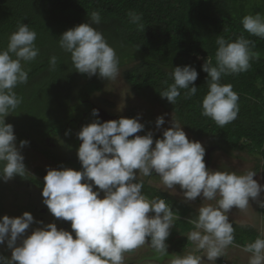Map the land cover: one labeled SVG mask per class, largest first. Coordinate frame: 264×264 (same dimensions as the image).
Segmentation results:
<instances>
[{
  "label": "clouds",
  "instance_id": "1",
  "mask_svg": "<svg viewBox=\"0 0 264 264\" xmlns=\"http://www.w3.org/2000/svg\"><path fill=\"white\" fill-rule=\"evenodd\" d=\"M128 15L131 23H140V15ZM88 17V23L60 36L59 47L70 55L75 72L115 81L120 75L117 53L93 27L101 22L99 12ZM240 23L249 35L264 39V14L245 15ZM36 39L37 33L21 23L10 34L7 48L0 50V180L4 182L28 173L21 149L29 142L21 141L18 148L14 128L5 121L22 102L14 90L28 81L24 65L40 54ZM216 44L215 65L208 56L202 66L208 91L202 99L201 115L223 128L237 119L239 96L231 84L220 82L222 76L247 72L250 62L261 54L254 51L255 42L244 35L235 40L218 36ZM49 63L55 68L57 57L52 56ZM169 75L173 82L159 93L161 98L175 105L181 89L186 90L185 99L196 95L199 74L194 67H172ZM92 115L99 117V110L93 109ZM166 115L157 117V129L165 124ZM144 129L138 118L123 117L103 123L96 119L83 126L77 133L82 141L77 150L82 170L48 168L42 190L43 204L55 218L71 222L72 231L58 229L56 223L44 225L29 212L15 218L4 216L0 219V245L7 241L11 258L0 254V264H123L125 253L146 243L159 256L171 257L168 264H205L204 258L215 264L234 244L235 227L229 212L234 207L248 209L250 200L264 208V201L259 200L264 185L254 179L255 171L238 174L207 169L205 147L189 140L174 113L162 138L154 141L151 131L137 135ZM154 173L168 190L176 191L179 185L185 203L204 198L189 220L195 230L187 235L202 256L168 254L166 241L176 218L173 208L165 199H149L142 191L144 181L140 178ZM211 201L215 204L206 203ZM34 223L41 226L26 235ZM242 250L248 254V264H264V232Z\"/></svg>",
  "mask_w": 264,
  "mask_h": 264
},
{
  "label": "trees",
  "instance_id": "2",
  "mask_svg": "<svg viewBox=\"0 0 264 264\" xmlns=\"http://www.w3.org/2000/svg\"><path fill=\"white\" fill-rule=\"evenodd\" d=\"M209 3L210 0H0V50L7 48L10 34L21 23L37 33L35 43L40 50L35 61L24 65L28 81L14 90L22 102L5 121L14 128L16 144L28 141L24 148L37 150L57 170H62L61 166L82 170L73 130L99 119L92 115L93 108H98L89 101L94 94L102 92L108 80L100 78L99 74L89 77L75 72L70 55L59 47L58 40L67 30L88 23V14L97 11L101 22L93 27L115 49L119 68L130 65L124 71V80L134 97L174 113L195 141L208 139L220 151L257 156V172L264 170V39L244 31L241 19L208 10ZM129 12L141 16L139 24L130 22ZM240 35L253 40L254 51L261 55L250 62L247 72L222 76L220 82L231 84L239 96V114L236 120L221 128L211 118L201 115L202 99L208 91L207 73L202 66L208 56L215 65L218 36L235 40ZM52 56L57 57L55 68L49 63ZM189 65L199 74L195 82L196 95L185 99L186 90L181 89L175 105L161 98L159 93L173 82L169 75L172 67ZM70 107L76 109L78 115L68 121L70 117L66 115L70 114ZM128 118L137 117L130 112ZM57 126L62 131H56ZM59 137L65 139L63 147L70 153L68 157H61L51 149L52 142ZM37 174L43 180L47 175L39 170ZM36 183L43 190L44 183ZM5 190V182L0 180V219L3 218ZM142 191L149 199L161 197L172 203L166 193L146 181ZM171 206L177 221L166 243L177 250L176 245L180 242L186 245L185 236L195 230L189 223L194 213L182 203L175 202ZM234 227L233 246L236 247L242 248L259 235L252 228ZM0 254L9 258L5 253Z\"/></svg>",
  "mask_w": 264,
  "mask_h": 264
},
{
  "label": "rangeland",
  "instance_id": "3",
  "mask_svg": "<svg viewBox=\"0 0 264 264\" xmlns=\"http://www.w3.org/2000/svg\"><path fill=\"white\" fill-rule=\"evenodd\" d=\"M219 4L220 7H218ZM209 5L211 6L207 8L208 10L213 12L216 11L222 15L231 16L233 19H242L245 15H254L257 12L264 14V0H210ZM129 67L130 65H128L125 69H128ZM125 69H120V75L115 81L110 82L108 80L105 82L102 92L94 94L90 98L89 103L100 110L106 111L110 117H116L117 119L122 117L128 118V114L130 112H134V115L139 119V122L145 125L143 134H141L142 136L151 131L154 133V139L156 137H163V131L171 127L172 114L156 104L134 97L130 93L124 80ZM76 91V93H78L79 89ZM71 108L72 107L69 109L70 114L66 115L67 118L70 117L68 121L74 119V117L78 115L76 109ZM164 114H167L165 116L166 122L161 129H157L156 119ZM72 127L73 125H71V128ZM75 129L77 128L75 127ZM56 131H62L60 126L56 127ZM186 134L190 141H195L190 134L187 132ZM57 139L58 138H55L54 142H52V144L54 143V146H51V149H54V151H56V153L61 157H68L70 153L67 149H65V147H63L65 145V139L62 137H59L58 140ZM199 142H201L206 149V155L204 158L205 163L206 157L208 153H210V170L228 172L236 171L238 174L249 170L255 171L257 176L254 177V179H256L261 185H264V170L261 169L257 172V156L251 157L248 154L220 151L218 148H215L212 141L208 139L200 140ZM154 146L155 145H153V147ZM17 147L19 148V145H17ZM21 154L24 156V163L28 164V167H26L28 173L21 178L23 179V182H20V185L17 187L13 183L14 178L5 182L6 190L3 195V217L8 216L10 218H15L22 216L25 212H29L33 215L36 221H43L44 225L56 223L58 229L62 228L67 231H72L70 225H65L63 222L58 221L49 212L47 206L43 204L44 198L41 192L33 187V185H35L33 184V181L44 183V180L37 174V170L46 173L48 168L55 169L56 167H54V164H51V162L45 160L37 150H27L26 148H23L21 149ZM140 179H143V181H146L150 186L166 193L172 200L170 201L172 203H169L170 205L176 202L190 207L194 213L191 218L195 217L197 209L204 203V198L202 196L198 197L195 201L185 203L180 186H176L177 192L175 190H168L160 183L158 176L142 177ZM149 180L151 183H149ZM29 184L32 186H28ZM101 198H103V193L101 194ZM259 200L264 201V191L261 192ZM206 203L215 204V201ZM44 211H47V213L45 212L46 214H44ZM176 221L177 218L174 219L171 231L174 229ZM229 221L234 225L252 228L260 235L264 232V208H261L256 201L250 200V206L246 210L240 211L234 207L229 212ZM40 226L41 225L34 223L27 230L26 235H31L32 231ZM73 236L75 238L74 233ZM176 248L177 250H181V254L193 252L196 255H203V252L197 251L195 244L190 241H188L186 245H184L183 242H180L176 245ZM177 250L169 245L168 254H179ZM0 252L5 253L9 258H11V250L7 247V241H5L3 245H0ZM170 258L171 257L169 256H159L146 243L138 249L125 253L123 264H168ZM204 259L205 264H211V262H208L206 258ZM219 261H223L222 264H248V254L243 252L242 248L232 245L225 250L222 257L216 260L215 264H219Z\"/></svg>",
  "mask_w": 264,
  "mask_h": 264
},
{
  "label": "flooded vegetation",
  "instance_id": "4",
  "mask_svg": "<svg viewBox=\"0 0 264 264\" xmlns=\"http://www.w3.org/2000/svg\"><path fill=\"white\" fill-rule=\"evenodd\" d=\"M94 109V108H93ZM98 118V117H97ZM99 120L101 121V123H103V122H107V121H113V120H119V119H117L116 117H110L109 115H106L105 113H101V112H99ZM84 126V125H83ZM82 129V126L81 127H79V129H74L73 130V133L75 134L74 136H76L77 135V133L80 131ZM141 134H143V131L142 132H140V133H137V135H140V136H142ZM131 138H133V137H130V139ZM76 142H77V145H78V147H80V145H81V143H82V141H80L79 139H78V137L76 136V140H75ZM41 156H42V154L40 153V152H38ZM43 157V156H42ZM46 160V159H45ZM52 164V163H51ZM27 166L26 167H28V164H26ZM54 167H56L55 165H53ZM55 170H57V167L55 168ZM47 173V172H46ZM156 174L154 173V175L153 176H155ZM22 177H20V176H16V177H14V179H13V183L15 184V186L17 187L18 185H20V182H23V179H21ZM33 184H35V185H37V183L35 182V183H33ZM35 185H33V187L35 188V189H38L40 192H41V194H42V188L40 187V186H35ZM28 186H32L31 184H29ZM47 213V211H44V214H46ZM57 219V218H56ZM58 221H60V222H63L65 225H69V221H63V220H61V219H57Z\"/></svg>",
  "mask_w": 264,
  "mask_h": 264
},
{
  "label": "water",
  "instance_id": "5",
  "mask_svg": "<svg viewBox=\"0 0 264 264\" xmlns=\"http://www.w3.org/2000/svg\"><path fill=\"white\" fill-rule=\"evenodd\" d=\"M206 168L209 169L210 168V153H208L207 157H206Z\"/></svg>",
  "mask_w": 264,
  "mask_h": 264
}]
</instances>
